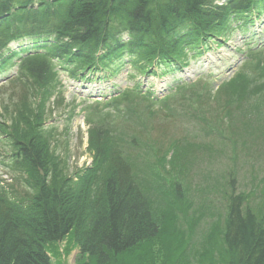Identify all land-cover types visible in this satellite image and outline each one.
I'll list each match as a JSON object with an SVG mask.
<instances>
[{
	"label": "trees",
	"instance_id": "16d2710c",
	"mask_svg": "<svg viewBox=\"0 0 264 264\" xmlns=\"http://www.w3.org/2000/svg\"><path fill=\"white\" fill-rule=\"evenodd\" d=\"M263 12L264 0H0V74L14 62L18 80L11 101L0 102L3 110L12 105L11 123L0 121L11 148L0 153V264H52L46 246L67 237L91 264H144L139 246L159 234L134 168L113 144L111 114L98 102L86 119L92 162L69 172L54 130L43 126L44 106L34 102L55 87L54 65L72 78L112 76L126 57L137 73L172 72L206 41L225 37L231 23L244 30ZM247 197L233 188L225 196L224 264H264V222L243 207Z\"/></svg>",
	"mask_w": 264,
	"mask_h": 264
},
{
	"label": "rangeland",
	"instance_id": "374dc122",
	"mask_svg": "<svg viewBox=\"0 0 264 264\" xmlns=\"http://www.w3.org/2000/svg\"><path fill=\"white\" fill-rule=\"evenodd\" d=\"M252 18L244 30L231 23L225 37L206 41L172 72L151 66L137 73L126 57L112 76L100 70L72 78L54 65L53 93L34 100L44 106L43 126L54 130L69 172L92 162L86 119L96 113L93 105L111 114L113 144L134 168L159 225L157 237L139 246L144 264H224L225 196L232 188L249 195L243 207L264 222V12ZM16 74L14 62L0 74V102L18 89ZM136 84L140 92L131 93ZM221 96L233 110L226 112ZM11 108L0 104L6 125ZM4 138L0 133L1 155L11 149ZM46 247L52 264H91L68 237Z\"/></svg>",
	"mask_w": 264,
	"mask_h": 264
}]
</instances>
